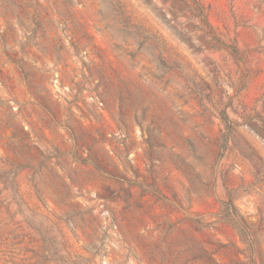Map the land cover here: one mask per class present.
Here are the masks:
<instances>
[{"label":"rangeland","instance_id":"1","mask_svg":"<svg viewBox=\"0 0 264 264\" xmlns=\"http://www.w3.org/2000/svg\"><path fill=\"white\" fill-rule=\"evenodd\" d=\"M0 264H264V0H0Z\"/></svg>","mask_w":264,"mask_h":264}]
</instances>
